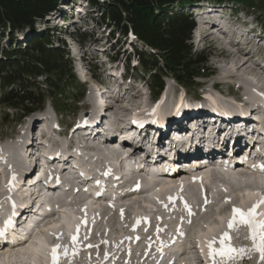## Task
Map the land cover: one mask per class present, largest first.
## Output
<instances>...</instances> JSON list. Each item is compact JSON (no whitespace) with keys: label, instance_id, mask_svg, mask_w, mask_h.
<instances>
[{"label":"rangeland","instance_id":"obj_1","mask_svg":"<svg viewBox=\"0 0 264 264\" xmlns=\"http://www.w3.org/2000/svg\"><path fill=\"white\" fill-rule=\"evenodd\" d=\"M179 1H185V0H179ZM211 1H213V0H200V2H201L200 5H203L202 7H200L199 5H195L191 8H189L190 11H194V17L193 18L195 19L196 25H198V23H205L206 24L207 20L211 21L209 19V17L207 16V14L202 16V17L198 16V13L203 14L205 12V10H207V7L209 9L220 7L219 9L220 10L222 9L221 11H223V9L226 10L225 12H227V14H230V17L227 16L226 18L229 19V21L231 23L232 22L233 23H235V22L239 23L243 14L244 15L254 14L258 19L260 17H264V0H223L221 2L222 6H218V7L217 6L211 7L210 5L207 6L206 2H211ZM184 3H186L184 8H188L187 1H185ZM182 6L183 5L177 6V10H179V8ZM221 11H219V12H221ZM78 12L79 13H77V12L76 13L80 14V11H78ZM84 13H87V11H84ZM78 18H81V20H83L82 18L86 19V16L82 15L79 17V15H78V17H76L75 21H78ZM260 21L264 22V18H262V19L260 18ZM49 24L51 25L52 23H49ZM67 24H66L67 28H65L63 26V28L61 30L62 32H59L58 34L55 35L54 39H52V44L54 46H57L58 42L56 40L58 38L60 40H62L65 44V48L67 50H70V53H69L70 58H74V55H72V51H75L76 53L79 52L77 54L78 57H79V55L82 54V52H84L86 54V58L84 59V63L89 64L92 68V71H88V73H85V72H82L81 69H79L80 72H78V69H76V67L81 63V60L78 59L77 61L72 62L73 65L71 67V69H72L71 75H73V77H71L70 81H67V82H69L70 86L65 88V89H61L60 93H62V95H60V96H55L52 89L50 88L48 83L45 81V78L39 79V81H38L39 83L37 84V86L39 85V88L43 90L44 99H45L43 110H39L37 106H34V107L30 106L29 107L30 109L27 111H24L22 109L21 110H14L11 108L0 106V117L2 116L3 118H5L4 123L0 122V148H2L3 145L5 147H6V145H9V144H6V142L8 140H14V141H16L17 144L21 143V141L23 142L25 139L24 138L22 139V136L24 134H26L28 128H30L34 124L36 125V122H37V126H38L40 124V122L42 121L41 119H43V118L50 119L52 125H55L56 122H60L63 125L75 123L78 118L85 115L89 111V110H86L88 103L95 104L96 97H99L102 95V92L106 88L104 86V84H106V83L108 84L109 82H111V78H113L114 80H118L117 75L120 76L121 71L125 70V67L123 66V64L125 62V58L121 57V54L124 53V49H122V47H120L119 45L117 46V44H113V41L111 42V38L108 36L109 31H110L109 29L106 31H104V29L97 30L94 23H89L88 24L89 34L91 36H93V38L87 39V36H82L83 39L80 38L78 40L77 38H74V37L75 36L79 37L81 35V32H83V31H80V32L76 31V34L74 37L69 36V35L67 37L66 34H69V32L75 31L74 28H72V26L74 25L73 23L67 22ZM53 26L54 25L52 24V27ZM45 27H46V24L43 21L40 23V25L37 29L43 30ZM116 37H117V35H116ZM261 37H262V39H264V28L261 31ZM97 38H99V39L97 40ZM0 39H1V37H0ZM211 40H212V37L209 36L207 38L206 37L201 38V36H197L196 32L193 31L192 36H191V41L189 42V44L193 48L194 52H196V51L198 52L202 48H204L203 51H205V58L207 60L205 65L202 66L206 69V71L201 70L200 71L201 76L195 77L192 79L196 83L195 89L197 90L198 94L200 93V99L203 98V99H207L208 101L211 99L219 100V101H223V102H230L228 104H233V105H236V103H234V101H242L243 102L242 104H248V102H250V103L258 102L259 104H262V102L258 101L261 98L260 97L261 93L258 95V94H252L253 93L252 91L245 92L243 89L239 88L240 83L238 82V79L237 78L233 79L229 74L226 73V71L231 66L230 61H229V57H228L230 53L227 50L229 47L228 44L225 42H224L225 43L224 44V43H222V41L220 39H216V41L218 43L217 45L220 46V48L223 50V51L219 52L218 48H216V46L213 45L214 43H212ZM202 41H205L207 44L203 45ZM114 43H115V41H114ZM8 44L9 43H7V41L2 42V44L0 45V53H1L2 48H4L5 46H8ZM223 46L225 48H223ZM61 48L64 49L63 46H61ZM113 48H116V50L119 51L120 62L110 64L109 67L111 68V70L108 71L106 63H107V61L110 60V56L115 54V52L114 53L111 52V50ZM126 48H128V46H126ZM239 51H240V54L244 56L243 57L244 60H246V61L249 60V59H247L248 56L244 55V51L236 50L235 53H238ZM249 63H253V62L249 60ZM84 65H86V64H84ZM82 67H83V69H85V66H82ZM262 70H264V67L262 68ZM149 74H152V72L146 73V75H149ZM131 75H132V70L128 71V77ZM146 75H145V77H143L140 73H138L136 76L133 75L135 80L127 79V80H129V82L123 84L124 87L130 88V93H127L125 96V97H128L127 99L120 98L119 100H113V99L109 100L108 106L109 107L112 105L114 106L112 111L115 113L113 114L111 112V116H113L114 119L115 118L118 119V117H116V116H118L117 114L120 113L119 111H121V112L123 111L124 113H133L136 110L145 111V112L149 111L151 113L158 112L157 110L159 109V103L160 102H161V104H164L166 106L164 111L161 114L168 115V114H171L172 112H175L172 108H170V105L174 104V101H175L174 96L176 95L175 92L180 89L177 86V83L174 82V80H172L171 77L165 78L164 82L166 85V90H164L163 93L161 94V96L164 95L165 98L163 101H161L159 99H158L159 100L158 101L153 96H151L150 91L146 88V86L149 83L148 77ZM79 77H82V79L84 81H87V84L83 85L82 82L80 81ZM1 81H2V79L0 77V82ZM75 83H79L80 87L79 88H76V87L72 88L71 85H73ZM123 88H121L120 90H123ZM192 89H194V88L192 87ZM240 91H243L244 96H242V93ZM138 93H141V95H142L141 99H139V97L137 95ZM182 94L185 95V91H181L179 96ZM168 95L171 96V98H169ZM161 96H160V98H161ZM180 98H184V96H180ZM245 100H248V102L245 103ZM53 103H57V107L59 106L60 108L65 110L62 112L61 116H58L57 119H55L54 114H52L53 112H52L51 107H52V105H56ZM105 104H106V102H105ZM224 104H227V103H224ZM181 105H182V102L180 103L179 106H181ZM183 105L185 108L188 107L185 104H183ZM203 105L206 107V109L202 110L203 112L211 111L210 107H208L205 102H203ZM191 106H195L193 108H200V105H197L194 103H192ZM236 107H237V105H236ZM217 108L223 109V105H219V106H217ZM116 109H118L119 111H116ZM241 109L244 110L243 106ZM226 113H228V112H226ZM53 117H54V119H53ZM34 119L36 122L32 121ZM37 126H34V127L37 128ZM145 130H147V128ZM58 139H59V141L61 140V138H58ZM61 142H63V141H61ZM11 155L13 157L16 156L15 152L11 153ZM18 160L19 161H17L16 163H14L11 166L13 169H16L19 166V164H22L21 162H22L23 158L19 157ZM94 161H96V160H94ZM13 162H15V161L13 160ZM114 163H113V165H114ZM220 168L221 167L213 168L215 170H213L212 168L211 169L209 168L205 171H208V170L218 171L216 169H220ZM242 169L243 170H241V171L252 173L251 171H248L245 168H242ZM222 170H225V169H222ZM205 171H202V172L204 173ZM202 172H201V174H202ZM145 175L146 174L143 175L144 178L146 177ZM179 175H182L185 179H193V178H195V176H200L199 174H196L194 177H192L193 175H187L184 172H181ZM255 175H258V174H255ZM159 180H162V179L160 178ZM175 183L177 184L178 180H174L172 182L171 181L169 182V180H168V181H166V183H165V181L162 182V184H164L163 186H167L165 184L174 186ZM0 195H3L2 192H0ZM6 196L8 198H11V199H13V197H14L12 194H7ZM132 197H134V196H132ZM255 197L256 198H254V199L256 202L264 200L263 194H260V193L258 195L256 194ZM126 198H124L125 200H119V201L113 203V205L115 207H117L116 209H119L120 207L125 206L127 204L129 205L131 203V200H128V199L126 200ZM170 198L168 197V200L165 202V204H164L165 208H161L162 211H158L157 208L154 207L150 203L144 204L143 208L136 210L132 214H131L132 210L128 211L126 206L122 207V210L118 212L119 215L114 212V211H116V209H112L113 211L111 210L110 214L114 217H112L113 219H111V221L108 222V224H106L105 222H101V219H102L101 213H97L91 220L90 218H85L84 215L81 214L80 207L75 206V207H72V209L68 208L66 210H69L70 213L74 212L73 214H74L75 218H77V221L79 222V224L82 228V229H80V230H82V231H80V234H77L78 240L74 243L72 238H69L70 241L66 240V243H65L64 238H63L61 240V242H57L58 243L57 244L55 242V238L54 239L49 238L48 247L50 245H52L54 242L60 246L59 247L60 252H61L60 253L61 254L60 260L63 262V264H78V262H82L81 264H113V263L114 264H134V263L135 264H142V262L144 263L146 261V258H145L146 255H150L149 250H151V249H161L162 250L164 247H166L168 245V243H170V245H172L173 241H177L175 245H181L182 246L181 248L188 246V247H190L188 249L192 250L191 253H193L195 255H198L199 253L204 254L205 262H202V263L203 264H210V259H209V255H208L209 249L207 248L209 246V241H206V244L204 242V246L206 248L200 242V239H202L203 236L207 235V233L210 230L208 223L201 221L200 224H205L206 228H204L203 231H200V232L197 231L196 228H199L200 225H199V227H197L196 225H194V223L196 224V220H199V219H198V217L195 216L196 217L195 222L193 224L191 223V221L194 220V218H193V216H189L185 212L183 204H182L183 203L182 197L180 195H178L177 197H172V199H170ZM208 198L213 199V198H211V196ZM81 199H83L81 196H77L76 201L80 202V201H82ZM241 199H242V201H241V203L239 202L240 204L237 201H234L236 199H233V203L238 204L240 207H244L249 203V201H247V200H251L250 198H247L244 196ZM2 200L4 201L5 199H2ZM217 202L218 201H216L212 206L209 207L210 212L213 213L215 211L212 208H215L214 205ZM11 205H13V204H11ZM89 205L94 207V209H98V208L100 209V208L108 207V206H106L107 205L106 202L103 200H97L94 202L90 201ZM194 207L195 206H193V210H194ZM0 208H3V211L0 212L2 215L3 214H6V215L9 214V211L7 209V204H4V203L0 204ZM175 208H177L178 212H180L179 210H181V212H182L183 217H182L181 221L179 220L180 221L179 224H177L175 221L176 217H169V218L166 217L167 216L166 212L169 214L168 216H171L174 212L176 213L177 211L175 210ZM263 208H264V203H261L258 207L259 213L261 212V210ZM195 209L199 210L198 208H195ZM64 210L65 209H63V212L66 211V210L65 211ZM153 210H154V212L155 211L156 212L158 211V212L156 214L155 213L153 214L151 212ZM222 211H223V213L221 215ZM129 212L131 215L134 214L135 216H137L138 218H141L142 220L145 218H148V219H146V221H148V222H149V219L152 220V218H153V220H154L158 217L154 221L161 224L162 227H160V229H154L153 233L157 234V236L154 240H152V242L146 241V239H144L143 241H139V239L141 238L142 235H140V236H138V235L143 234V236H145V234L139 233L135 230H133V231L131 230L129 223L134 218H132L130 216ZM197 212L195 213V215L197 214ZM150 213L153 214V217ZM214 213H213V215H215L217 217L220 214V216L218 218L225 221V227H221V228H223V230H224V228H225V230H229L228 233H230V234L232 233L231 234L232 245L235 246V248L237 250H239V249L244 250L245 249V248H242L243 246L240 247L241 244L246 245L249 248L248 250H244L243 252L237 251V253H232L231 258L227 257L229 259H227V258L226 259L228 261L232 259L233 264H264V261H262V259H261V254L252 250V246L255 247V244L258 243L259 241H257V242H255L253 240L249 241L246 238V232L245 231H242V233L244 235V239L241 240L238 237H236V233H234L237 230V229L235 230V228L237 226L236 225L232 226L231 228L234 227L233 230L228 227L229 226L228 219L232 217V215L230 214V211L225 210V208H221V206H220V208L217 210L216 214H214ZM93 215L94 214H92V216ZM58 219H59V216L55 215L52 218V220H50L52 223L47 222L39 228V231H40L39 233H45L46 229L53 227V224H55L54 226L58 225V224H56ZM83 219H85V223L81 224V221ZM212 219L213 220L215 219L214 216H212ZM91 222L94 224L92 225ZM184 222L185 223H191V224H189L185 228L184 231H179V232L176 231V233H175L174 228L177 229L175 226L178 225V227H180L181 224ZM89 223H90V226L91 225L93 226L95 231L92 230V227L87 228ZM125 224L128 226L124 230L122 229L124 232L121 235H119L118 233L122 232V230H119V229L121 227L125 226ZM120 225H121V227H120ZM167 225H169L170 229L168 228ZM98 226L100 228H97ZM173 226H174V228H173ZM98 229L106 231L107 233H110L113 236V238L120 239V237H121L122 241L120 243H118L120 248L116 245H113V244L110 245L108 243L110 245V246H108V245H105V243L101 242V241L107 242V241H109V239H107L105 237L104 238L101 237L98 239V237L100 236L99 234H97L98 231H100ZM150 229H153V225H151ZM110 234H109V236H110ZM193 234H194V237H196V235H197L198 238L190 241ZM84 239L89 240V244L95 245V247L93 249L90 247L91 249L90 248L85 249V251H84L83 249H84V247H86L85 244L87 243L84 241ZM214 239H224L223 234L221 233V234L215 236ZM90 240L92 243L90 242ZM196 240L199 241V244L202 245L201 246L202 248L199 246V248L195 249L194 244L197 243ZM190 242L194 245V248H191V246H193V245ZM102 243H103L104 247L100 246ZM117 247L119 248V251H116ZM142 248H145L147 250L144 251L145 249H142ZM113 249H115V250H113ZM140 250H141V253L139 254V258L143 259V261L141 263L134 262L138 259L137 257H135V255L138 254L140 252ZM3 252L4 251L0 252V264H7L9 260L5 258V256L3 254H6V253L5 252L3 253ZM6 252L8 253V250ZM47 253H48V251H46V254ZM65 253H67V254H65ZM10 254H11V252H10ZM91 255H96V256L93 259H91L90 258ZM113 255H116V256L114 257ZM47 256H48V254H47ZM185 257L186 256L184 255L182 261H186L187 264H192L190 262V261H192L191 258L185 260ZM245 257H251V261L250 262L243 261V259ZM224 260H225V258H218V259H216L215 263L216 264H222V263H224ZM154 261H155L154 259L148 258L147 262L144 264H149V263L151 264ZM198 261H199V259L194 256V262L193 263L197 264V263H199ZM62 262H61V264H62ZM212 262L214 263L213 260H212ZM30 263H34V262H32V258L27 256V255H26V258L24 261H19V259H17V260L12 262V264H30ZM36 263L40 264V262H36ZM57 264H59V263H57Z\"/></svg>","mask_w":264,"mask_h":264},{"label":"trees","instance_id":"obj_2","mask_svg":"<svg viewBox=\"0 0 264 264\" xmlns=\"http://www.w3.org/2000/svg\"><path fill=\"white\" fill-rule=\"evenodd\" d=\"M82 1L96 15L93 21L97 25H107L114 34L119 32L123 37L131 32L142 44L141 50L135 47V53L141 68L145 72L153 71L149 84L154 93L163 88L165 76L192 87V79L200 77V71L205 70L202 67L207 61L205 51L194 52L189 44L195 22L184 10H177L185 1L190 4L200 0ZM74 2L76 0H0V44L9 43L0 53L2 104L25 111L30 106H43L44 93L37 86L42 78L54 92L69 87L72 63L66 49L61 48L63 43L54 46L51 31L36 26L38 20L43 22L50 13H59ZM27 31L32 34L28 39ZM82 36H86L85 33L79 38ZM127 69L136 75L140 73L130 65Z\"/></svg>","mask_w":264,"mask_h":264},{"label":"bare ground","instance_id":"obj_3","mask_svg":"<svg viewBox=\"0 0 264 264\" xmlns=\"http://www.w3.org/2000/svg\"><path fill=\"white\" fill-rule=\"evenodd\" d=\"M231 35L233 37V40L235 41L234 34H231ZM209 36L210 35H206L205 37L207 38ZM214 37H215V39H220L222 41V43H224V42L227 43V39H226L227 36H225L224 34H220L219 36H214ZM228 46L229 47L227 50L230 53V54L228 53L229 54L228 57H229V61H230L231 66L226 71V73L229 74L233 79L237 78L238 82L240 83L239 88L243 89L245 92L252 91L253 92L252 94H258V95L261 93V95H260L261 99L264 98V70H262L263 66L259 63H249V60H247V61L244 60V58H243L244 56L240 54V51L238 53H235V51H236L235 49L237 47L235 46L234 43H231ZM223 48H225V47L223 46ZM123 95H124V93H123ZM137 95H138L139 99H141V96H142L141 93H138ZM252 103H255L254 105H256V107H259V105H262V104L264 105L263 102H262V104H259L258 102H252ZM225 105L231 107L232 112L234 114H238L239 109H237V107L235 108V107L231 106V104H225ZM242 106L244 109H246L247 112L251 111L249 109L247 110V107H249L248 104H242ZM256 107H255V109H257ZM250 108H252V107H250ZM112 110H113V108H112ZM119 112L120 113L118 115L123 116V118L127 116V115H124L121 111H119ZM258 117H259V119H261V118L264 119V115H262V116L258 115ZM123 118L121 117L119 121L122 122ZM262 119H261V121H262ZM85 121H87V119H85ZM246 121H248V119H246ZM45 122L46 121H44V123ZM252 122H253V120H249L250 124ZM46 124H47V128L45 130V134L49 135L51 133V128L49 127L48 122H46ZM229 126H231V127L237 126L235 129L238 132H240V134H239L240 137L242 136V133L245 132L246 130H250L251 134L253 133L252 132L253 128L248 129V128L242 127V125L239 121L233 122V123L229 124ZM195 127L197 128V126H195ZM187 128L189 129V132H191V131L193 132L194 124L193 123L188 124ZM38 131H39V127L38 128H36V127L28 128V131H27L25 136L27 138H30V136L32 135V137H33L35 135V133ZM227 132H228V130L224 129L223 135H225ZM136 133H137L136 138L140 139L142 137V132H136ZM168 136L170 137V140L175 142V143H177L178 141L183 143L184 147H186L188 144H190L189 141L181 140L184 138H188L189 134H186V133L181 134L177 130L170 129ZM157 138H162V136L159 134V136ZM220 140H221V137L219 138V141ZM56 141H57V143H55L56 149L59 150V152H58V153H60L59 155H67V149H65L66 144L64 142H61L62 140L59 141V139H56ZM157 148L158 147H156L154 149H157ZM92 149H95L97 155L104 160L112 161L113 163L117 162V164L122 163V161H124V160L126 161V158L124 157L126 149H127L126 147H123V146L122 147H114L113 144H111V147L107 148V147H105V144H98L97 142H94L92 144ZM19 150L20 149L18 146V148H16V149L11 148V149L7 150L6 152H11V153L16 152L17 153ZM160 150L161 149L158 148L156 150V152L160 151ZM204 159H206V158H204ZM26 161H30V160L26 159L25 161H22L21 163L26 162ZM12 162H13V160H12ZM68 162H69V158L63 159V165L64 166ZM210 169H211V167H210ZM233 169H231V170H228V169L222 170L221 169L218 171L208 170V171H205L204 173L202 172V174L200 173L199 174L200 176H195V178L190 179V181L183 179L181 176H177V175H174L172 177H168L169 182L170 181L172 182L174 180H178V183L177 184L175 183L174 186H171L168 184H165L167 186H163L164 185V184H162L163 180L156 181L153 184L151 181L156 180V177H153L150 180V179L144 178L141 174L132 175V174L127 173L124 175L125 176L124 182L128 183L129 187L131 186L133 188V190H130V189L127 190L123 194V196L121 197L120 200H125L124 198H126V197H127L126 200L127 199L131 200V203L129 205L127 204L128 206L125 205L128 211L132 210L131 214L134 213L136 210L143 208V205L146 203H150L154 207H156L158 211H162L161 210L162 205L165 204V202L168 200V197L172 198V197H177L178 195H180L182 198H187L188 200H197L199 206L201 208H204V209L198 211L197 214L195 215L196 217H198L199 220H196V224L194 223V225L199 227V225L202 221V222L208 223L209 229H210L209 232L207 233V235L203 236L202 239H200L201 244L204 245V242L206 244V241H208L206 236L209 237V236L214 235V234L216 235L217 233L221 232V230H223V228H221L224 225L223 220H221V219H214L213 220L212 219V216H214L213 213L215 211L217 212V210L220 208V206L222 207V205H226L228 208V206L233 204V199H236L234 201L241 203V201H242L241 198L243 196L250 198L251 200H247V201H249V202L251 201L250 205L254 206V205H256V201H252V200H255L254 198H256L255 197L256 194L257 195L259 193L264 194V175H260V174L255 175L256 173L241 171L243 169H240L237 166L234 167ZM127 170H130V166H125L124 171L126 172ZM41 182H42L41 179H39L37 181V183H41ZM165 183H166V181H165ZM30 186L34 187L33 185H30ZM201 191H204L206 193L205 196L202 195ZM132 196H134V197H132ZM210 196H211V198H213L214 203L216 201H218L214 205V207L215 208L217 207V208L216 209L212 208L215 210V211L213 210L214 211L213 213L210 212V210L208 208V204L205 201V198L210 197ZM76 198H77V196H76ZM58 200H60V199H58ZM72 204H75V202ZM125 206H122V207H125ZM122 207H120L119 209H116V211H114V212L118 214V211ZM66 209H68V208H65V210ZM69 209H72V207ZM112 209H114V208L105 207V208H100V209L99 208L94 209V207H92L91 205L84 204L83 210H82V213H83L82 215H84L85 218H88V217L92 216V214L101 213L102 217L104 216L105 219L110 216V218H108V220H109L112 217H114L110 214V211ZM151 212L153 214L157 213L156 211L154 212V210ZM216 212L214 214H216ZM73 213H70L69 210H66L65 212H63L62 216L60 217V220L59 221L57 220L58 226L57 225L54 226L55 224H53V227L46 229L45 234L44 233L43 234H38V233L35 234L34 242L32 241L27 245L21 244V245L15 246L13 248H8V253L6 252L7 250L4 251L6 254H3L4 252L2 254L5 256L6 259L9 260L7 264H10V263L12 264V262L17 260V259H19V261H24L26 258V255L31 257L32 262H34V263L40 262V264H49V259H48V256L46 254V251L50 250L49 249L50 247L48 248V243H47V239L50 238L49 236L55 237V242L57 243V242H61V240L64 238L65 233L64 232L62 233L61 229H63V231L65 230V232L66 231L77 232L79 229H82L81 226H79L80 224L77 222V220H75V216ZM222 213H223V211L221 212V215H222ZM132 216H134L135 219H138V217L135 216L134 214ZM219 216H220V214H219ZM51 218H52V216H51ZM258 218H259V220H264V209L260 212V214H258ZM179 220H180V217L178 215V217L175 218L176 223H178ZM101 222H104V221H102V219H101ZM93 224L94 223H92V225ZM107 224H108V221H107ZM144 224H145V226H147V225H149V222L145 221ZM92 225L90 226V224H89V226L87 228L92 227V230H94ZM120 227H121V225H120ZM97 228H100V227L98 226ZM229 228H231V227H229ZM122 229L123 228H120L119 230H122ZM231 229L233 230L234 227ZM79 231H82V230H79ZM101 231H103V230H101ZM238 231H239V229L237 230V232ZM138 232L144 233L145 235H147L149 233V230L146 231V228L143 226V228L138 229ZM234 233H236V231ZM78 234H80V232ZM99 235L100 236L98 237V239L101 237L104 238V236H106L105 233H101ZM140 235H142V236L139 239V241H143L145 236H143V234H139L138 236H140ZM107 236H109V234H107ZM67 237L68 236H66L65 239H67ZM100 246L104 247L103 243ZM172 247H174V246H172ZM87 249H89V248H87ZM146 250L147 249H145L144 251H146ZM174 251H179V249L174 250ZM10 252H11V254H10ZM182 255L183 254L178 255L179 259L176 261L175 264H187L186 261H182V259H183ZM113 256L115 257L116 255H113ZM145 258H146V260L148 258H152V255H148ZM192 258H191L192 261H190V262L192 264H194L193 263L194 257H192ZM229 261H232V259Z\"/></svg>","mask_w":264,"mask_h":264},{"label":"snow or ice","instance_id":"obj_4","mask_svg":"<svg viewBox=\"0 0 264 264\" xmlns=\"http://www.w3.org/2000/svg\"><path fill=\"white\" fill-rule=\"evenodd\" d=\"M262 170H264V165L260 166ZM172 199V198H170ZM261 203H264V200L262 201H258L256 205L253 206V208H251L250 210H248L247 212L242 211L239 208H234L233 212V218L230 221L229 227L234 226L237 223L240 224H247L250 228H251V238L253 239V241H259L258 243L255 244V249L258 250L261 254V259L262 261H264V231H262V229H264V220H258L257 217V213H256V209L259 207V205ZM185 208L189 209V215H192L191 209L189 208V206L187 205V203H185ZM7 223H11V220H9ZM2 231V230H0ZM73 242L75 243L77 240L76 236H73ZM229 239V236L227 233L224 234V239L221 240V244H224L225 240ZM60 247L59 245L56 246V248ZM209 247L212 248V242H209ZM56 248H53L52 250V256H53V264H57V251ZM243 252V249H235L233 247H231V245H227L224 244V247L220 250L214 249L212 248V253L213 255H215L217 252L219 255L221 256H229V258H231V254L233 252ZM67 254V253H65ZM214 264H215V260H214Z\"/></svg>","mask_w":264,"mask_h":264}]
</instances>
